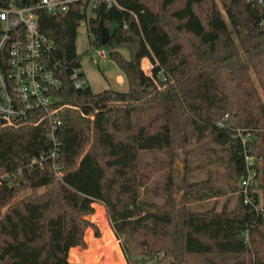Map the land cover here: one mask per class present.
Instances as JSON below:
<instances>
[{"label": "trees", "instance_id": "1", "mask_svg": "<svg viewBox=\"0 0 264 264\" xmlns=\"http://www.w3.org/2000/svg\"><path fill=\"white\" fill-rule=\"evenodd\" d=\"M89 1L70 0L64 12L34 9L52 44L48 64L62 81L53 92L57 146L41 111L0 128V172L9 174L0 183V264H76L69 254L78 261L103 250L107 259L96 258L99 264L122 262L108 225L102 238L89 236L88 250L76 247L86 245L85 230L93 225L86 215L96 203L106 207L128 264H264V211L239 191L245 147L257 179L264 169V0H222L225 14L215 0ZM36 2L0 0V6ZM82 20L91 45L105 48L123 70L127 89L75 87ZM101 22L109 31L105 44ZM238 128L252 134L246 145ZM210 142L224 148L227 167L217 172L218 186L196 198L237 189L235 204L175 208L172 172L163 185L148 186L152 165L162 159L146 153L169 151L172 166L175 145L186 155L189 146ZM44 151L55 155L35 161ZM143 186L162 193L164 203L142 199Z\"/></svg>", "mask_w": 264, "mask_h": 264}, {"label": "built area", "instance_id": "2", "mask_svg": "<svg viewBox=\"0 0 264 264\" xmlns=\"http://www.w3.org/2000/svg\"><path fill=\"white\" fill-rule=\"evenodd\" d=\"M69 1L37 0L35 6H19L14 3L0 6V128L30 121V114L41 111V118H46L50 124V136L55 146L57 142L54 126L58 120L59 107L55 105L58 98L53 92L62 81L48 64L52 44L40 30L34 9L44 7L54 13L64 12L68 10ZM97 2L98 0H90L89 5L95 6ZM96 52L103 57L107 50L96 47ZM152 66L150 62L147 69L144 67L148 74L152 73ZM73 77L75 87H83L88 83L81 67L74 69ZM218 124L224 125L225 122L220 120ZM237 134L242 137L245 145L252 137L251 132L244 135L240 128L237 129ZM245 149L247 168L241 178L239 191L245 203L253 205L257 211L263 210L260 201L256 202L252 197L257 171L250 166L253 158L250 147ZM47 155L54 156L55 151H44L35 161H41ZM22 170L23 168H19L18 171ZM8 176V173L0 172V183Z\"/></svg>", "mask_w": 264, "mask_h": 264}, {"label": "rangeland", "instance_id": "3", "mask_svg": "<svg viewBox=\"0 0 264 264\" xmlns=\"http://www.w3.org/2000/svg\"><path fill=\"white\" fill-rule=\"evenodd\" d=\"M218 6L222 9L225 14L222 0H215ZM91 13L90 6L88 7V14ZM77 50L81 54V69L84 71L85 77L88 80L89 85L93 90L99 91L108 87L124 90L128 88V84L125 78V81L122 83L118 82V74L123 73V70L120 66L114 61L107 53L101 57L96 52V47L92 46L90 43V35L88 32V24L86 20H82L78 26V35H77ZM122 52L129 56L128 49L123 47L121 48ZM150 60L144 58L142 61L143 67L146 69L149 67ZM204 145L195 144L189 154L185 155V147H180L175 145L177 150L176 157L172 160V166L168 165V162L173 157V153L169 151L157 152L155 155L152 153H146L147 158L158 157L159 160L155 165H152L154 169L151 172L150 178L147 180L148 186L150 188L158 185H163L166 181L169 172H172L174 175V188H173V197L175 199V208L179 205L185 203L187 207L191 209H204L210 206L215 205L217 208H221L224 202H228V206L235 204L238 190H230L227 192H218L216 196L198 200L196 198L200 192L207 190L209 186H214L216 188L219 182L222 179H217V172L221 173L227 167L226 165V156L224 153V148L215 146L212 142L205 143ZM211 149V151H209ZM189 156V157H188ZM186 174V179L183 180L182 175ZM259 192L260 205L264 211V169L260 172L259 178L256 179L254 185ZM153 190V189H152ZM26 193H31L32 190H25ZM146 191L145 186L141 188V197L142 199L146 198L149 200H154L159 204H163L166 198L162 197V193L156 194V192ZM103 206L104 209L103 218L98 216V206ZM86 218H89L93 225H90L85 230V241L86 245L78 244L77 246L82 251H86L90 248V237L93 238H102L104 235V230L106 225L110 227L114 235V241L118 244L117 247L122 253V262L114 264H128L127 257L122 248V243L119 241V236L116 234L110 217L108 215L106 207L101 203L95 204V211L90 215H86ZM95 225V226H94ZM96 229H98L99 234H97ZM104 251V250H103ZM96 255V258L104 261L107 259V251ZM86 253V252H85ZM87 254V253H86ZM70 255V254H69ZM73 258V257H72ZM96 258H90V256L81 257L78 260L79 264H99L96 262ZM96 259V260H95ZM95 260V261H94ZM124 261L126 263H124ZM92 262V263H91ZM77 264V263H76ZM113 264V263H110Z\"/></svg>", "mask_w": 264, "mask_h": 264}, {"label": "water", "instance_id": "4", "mask_svg": "<svg viewBox=\"0 0 264 264\" xmlns=\"http://www.w3.org/2000/svg\"><path fill=\"white\" fill-rule=\"evenodd\" d=\"M131 20H134V16H131ZM109 31L106 26H104L103 22H101V43L105 44L108 39Z\"/></svg>", "mask_w": 264, "mask_h": 264}, {"label": "crops", "instance_id": "5", "mask_svg": "<svg viewBox=\"0 0 264 264\" xmlns=\"http://www.w3.org/2000/svg\"><path fill=\"white\" fill-rule=\"evenodd\" d=\"M123 81H125V74H123V73H119L118 74V82H120V83H122ZM260 199V198H259ZM260 201V200H259ZM102 207V210L104 209V207L103 206H101ZM77 248H79L78 246H76ZM81 250V249H80ZM69 259H70V261L71 262H74V263H77V264H79V262L75 259H73L72 258V256L71 255H69ZM124 263H126L125 261H124ZM127 264V263H126Z\"/></svg>", "mask_w": 264, "mask_h": 264}]
</instances>
